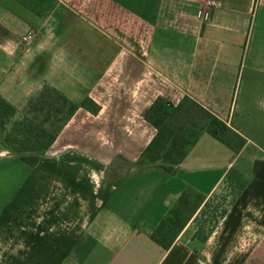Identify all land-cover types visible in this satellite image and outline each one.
I'll return each instance as SVG.
<instances>
[{"label":"crops","instance_id":"obj_1","mask_svg":"<svg viewBox=\"0 0 264 264\" xmlns=\"http://www.w3.org/2000/svg\"><path fill=\"white\" fill-rule=\"evenodd\" d=\"M44 87L77 109L33 167L0 144V264H264V0H0V97L18 114ZM157 98L242 148L201 131L173 172L136 166ZM231 169L245 184L204 227L201 205L168 248L151 239Z\"/></svg>","mask_w":264,"mask_h":264},{"label":"trees","instance_id":"obj_2","mask_svg":"<svg viewBox=\"0 0 264 264\" xmlns=\"http://www.w3.org/2000/svg\"><path fill=\"white\" fill-rule=\"evenodd\" d=\"M81 105L91 113H96L98 109L88 100ZM76 109L77 106L59 92L44 87L27 102L24 109L27 113L18 120L15 118L16 109L0 97V144L27 166L33 167ZM179 114L178 108L164 99L157 98L152 103L144 119L156 133L141 153L136 166L157 165L166 172H173L201 131H205L235 153L242 148L243 140L235 142L229 128L219 119L207 114L187 120ZM226 177L238 179L241 175L231 169ZM203 201L204 198L200 195L184 192L153 231L151 239L159 246L168 248Z\"/></svg>","mask_w":264,"mask_h":264},{"label":"rangeland","instance_id":"obj_3","mask_svg":"<svg viewBox=\"0 0 264 264\" xmlns=\"http://www.w3.org/2000/svg\"><path fill=\"white\" fill-rule=\"evenodd\" d=\"M24 109L25 107L18 113L19 115L16 114V119H22L26 115L27 111ZM245 181V177H239L238 179H230L226 177L220 184L218 192L215 193L212 198L203 201L201 212L195 217L194 222L197 223V225L200 224L201 227L206 225L209 221V211L214 207L217 208L216 210H221L225 205L229 204L242 189ZM201 232L205 233L204 230Z\"/></svg>","mask_w":264,"mask_h":264},{"label":"built area","instance_id":"obj_4","mask_svg":"<svg viewBox=\"0 0 264 264\" xmlns=\"http://www.w3.org/2000/svg\"><path fill=\"white\" fill-rule=\"evenodd\" d=\"M35 32L29 31L21 38V43L25 46L29 45L35 39Z\"/></svg>","mask_w":264,"mask_h":264}]
</instances>
